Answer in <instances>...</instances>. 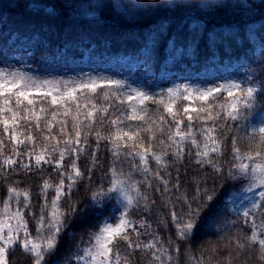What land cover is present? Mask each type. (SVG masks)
Segmentation results:
<instances>
[{
    "label": "trees",
    "instance_id": "obj_1",
    "mask_svg": "<svg viewBox=\"0 0 264 264\" xmlns=\"http://www.w3.org/2000/svg\"><path fill=\"white\" fill-rule=\"evenodd\" d=\"M148 2L149 0H0V53H9L21 40L28 39L34 43L32 48L24 52L26 74L45 76L60 72L66 77V86L74 88L89 81L84 80L87 68L109 73L111 70L107 67L96 66L103 59L106 66L111 65V68L121 71L126 84L137 86L139 91L155 97L158 102L163 99V103L145 101L143 105L138 100L120 103L117 96L123 99L128 94H133L129 87H105L98 89L95 94L87 90L82 95L78 94L77 100L71 102L67 117L63 115V108L54 109L49 100L47 103H37L27 113V122L20 119L21 127L18 131L23 133L20 138L28 135L25 125H30L32 133L37 137L36 151L39 152L46 144L50 149L51 144L55 143L54 140H44V136L49 134L47 129L50 121L57 125V130L65 122L71 128L73 116H77V103L82 106L79 114L81 120L86 111L92 110V104L97 109L108 108L107 113H96V120L92 125L93 135L89 136L88 147L78 161L84 175L78 178L71 194L61 200L64 210L75 206L78 209L87 208V211L78 212L75 218L70 217L66 221L68 227L61 236L55 256L49 257L48 264H84L78 257L92 246L94 235L105 225L115 226L119 222L125 211V203L117 193L107 191L111 186L110 168L115 167L121 180H126L129 174L133 180L143 178L142 173L135 172L131 167L133 162L138 163V158L121 154L117 159L106 141H102L97 149L95 132L104 136L114 133L110 120L121 112L131 114L135 107L139 115L145 116V120H126L125 124L130 125L134 131L151 126L152 132L142 131L141 135L145 146L149 137H152L153 151L160 153L165 146L159 140H166L167 126L163 125L165 131L161 133L157 125L161 123V116H168L164 111L166 105L171 104L174 113L178 114L177 119H183L186 125L187 120L183 116L185 106L206 108L209 103H225L224 95L207 102L195 98L186 101L183 95L170 99L168 90L171 88L165 81L172 76L174 67H177V71L191 69L199 79L216 74L223 77L232 73L234 82L241 83L244 87L264 89V0H167L165 6L158 7L140 4ZM12 36H16L15 45L10 44ZM107 53L110 56L105 58ZM92 57L98 58L95 68L90 64ZM131 59L134 60L132 65ZM182 64L184 67L179 68ZM112 77L111 80H116V76ZM96 80L99 83L109 79L101 77ZM113 92L117 96H113ZM105 95L108 99H105ZM14 100L13 97V102ZM25 105L20 108L21 117L25 115ZM262 106L264 95L258 92L256 107L246 112L245 118L240 121H228L227 124L232 125L231 130L227 127L223 129L222 135L227 139L221 153L214 154L213 162L218 163L225 174L233 163L231 137L238 138L242 155L257 150L256 143L250 141L246 133L259 126L250 125L249 121ZM13 107L15 108L14 103ZM53 110L57 111L55 119L52 117ZM37 116L40 117L39 121ZM101 117H104L103 122ZM257 120H264V113ZM153 121L156 123L153 124ZM37 123L40 131H36ZM194 123L199 126V122ZM0 138H4L2 125ZM5 142L7 147L4 149V156L12 155L11 143L6 138ZM185 146L186 149L191 147L189 142H185ZM22 147L27 151L31 146ZM260 149L264 150V145H260ZM93 151H96L95 162L91 155ZM191 151L195 152L196 149ZM54 156L58 158V153ZM71 159L69 157L65 161L66 169ZM164 159L167 163L162 167L149 158L150 167L161 171L172 185L178 183L179 189L173 187L166 196H161L154 191L158 182H154L152 189L141 186L149 201L155 200L156 203L149 204L148 209H145V202L141 200L139 206L129 210L127 218L137 228L141 221L151 224L152 235H141L139 241L147 243L153 236L159 237L162 247L168 248V253L162 257L164 264H264V260L259 258L258 246L244 249L236 247L238 239L246 242L245 237L252 228L251 223L242 215L244 211L253 214L257 226L264 223V207H252L253 201L259 202L258 193L264 191V187H260L258 181L252 178L221 181L211 165L196 164L192 155H186L179 161L171 157ZM32 163L31 170L19 165L11 170L0 167V220L4 219L3 202L8 196L7 189L15 187L28 191L31 203L25 209V218L29 231L35 237L36 222L44 203L39 195L43 181L48 179L55 184L58 183L59 176L47 164L36 167L34 160ZM222 183L225 187L221 190ZM253 183L257 186L251 187ZM198 186L208 187L209 190L215 188L220 192L212 219L201 226L194 237L177 240V224L172 221L171 212L182 214L185 208L183 198L195 195ZM94 193H103L97 196L100 201L98 206L92 200ZM54 194V189H50L49 205ZM20 200V204L10 200L9 211L23 207V198ZM132 239L136 240L137 237L133 234ZM170 240L171 245L168 243ZM177 247L179 252L176 251ZM114 251L119 252L120 264H160L152 259L150 251L128 249L123 241L116 242ZM167 255H171L170 261L167 260ZM8 261L9 264H31L30 258L18 247L9 249Z\"/></svg>",
    "mask_w": 264,
    "mask_h": 264
},
{
    "label": "snow or ice",
    "instance_id": "obj_2",
    "mask_svg": "<svg viewBox=\"0 0 264 264\" xmlns=\"http://www.w3.org/2000/svg\"><path fill=\"white\" fill-rule=\"evenodd\" d=\"M167 0H149L148 3H140L145 7L165 6ZM49 81H44L41 84H33L26 80L25 77L12 76L10 79L5 78L3 73H0V125L3 126L4 138H0V167L5 170H11L14 166H21L24 169L31 170L34 165H49L53 172L59 176L58 183H51L48 179L43 181V186L39 195L43 198L44 203L40 209L39 219L36 224V236L33 237L29 231L28 221L26 220L25 209L29 208L31 203V194L28 191H21L15 187L7 189L8 196L4 200V219L0 220V264H9L8 253L10 248L18 247L26 254L31 264H48L49 257L55 256L61 236L64 233L68 224L66 221L78 212L87 211V208L78 209L71 206L70 209L64 210L61 207V200L65 196L71 194L73 186L77 183L78 178L84 173L81 171L78 161L88 147L89 136L93 135V122L96 120V113L103 111L108 112V108L97 109L95 104H92V110L86 111L83 120L79 119L81 105L76 104L77 116H73V124L71 128L67 123H63L57 130V125L51 121L48 126V135L44 136L47 142L55 141L49 149L46 144L36 151L37 137L32 133L30 125H25L28 135L20 138L23 135L18 129L21 127L20 119L28 121L27 113L35 108L37 103H47L50 100L54 109L63 108V115L67 117L70 114L71 102L77 100L78 94H83L85 90L95 94L98 89L108 88H123V84L118 80H106L97 82L90 79L87 82H82L74 88L65 86L63 89L59 84H52ZM258 92L264 95V89H257L253 86L244 87L241 83L233 82L226 85H218L213 88L203 90H193L184 88L181 90H168L170 99L183 95L184 100L195 98L200 101H214L218 96L224 95L225 103L214 105L209 103L207 107H189L183 108V116L187 120L184 124L183 119H177V113H174L171 104L166 105L164 111L168 114L167 118L160 117V125L157 129L163 133L165 131L163 125L167 126V136L165 139H160L159 143L164 145V149L160 153L153 151L151 139L149 137L147 146L141 135L142 131L152 132L151 126L143 130H132L130 125H126V120L144 121L145 116L138 114L135 107L132 108L131 114L120 113L114 119L110 120L111 126L115 132L104 136L99 132L94 133L96 148L102 141H106L110 146L109 150L112 155L119 159L121 154L138 158V163L131 164L132 169L137 173H142L143 178L133 180L131 174L126 180L118 178L115 167L109 169L111 174V186L107 189L108 192L117 193L125 203V211L122 214L119 222L115 225H105L98 233L94 235L92 246L85 251L84 255L78 257L84 264H120L121 257L118 251H114L117 241H123L128 249L148 250L154 261H159L164 264L162 257L168 253V248L161 245L159 237L153 236L147 243L139 241L141 235H152L150 232L151 224L147 221H141L139 227L133 225L129 220V210L137 207L140 201L143 200L144 208L148 209L149 204L154 205L155 200L149 201L148 195L142 192L141 186L144 189H152L154 182H158L154 191L160 193L161 196H166L173 187L179 189V184L172 185L170 180L161 173V171L153 170L150 167L149 158L156 165L165 166V157H171L175 160H183L186 155L195 157V163L203 166L204 164L211 165L213 172L221 181H238L244 178H252L258 181L260 187H264V150L260 149V145H264V120H257V117L264 113V106L256 111L249 121L250 125L258 124V127H253L252 131L246 133L247 138L257 145L256 151H249L241 154V149L238 146L239 140L236 136L231 137V152L233 163L225 174L224 169L218 163H214V154H220L224 145L226 136L222 135L223 129L227 127L231 130L232 125L227 124L228 121H240L246 112L251 111L256 107V99ZM117 96L115 92L112 94ZM13 97L15 98L13 102ZM105 99L108 96L105 95ZM120 103H127L138 100L141 105L145 101L153 103H163V99L159 102L155 97H150L144 92L135 91V94H128L123 99L117 96ZM26 102V105H25ZM91 103V101H89ZM13 103L15 108L13 107ZM25 105L23 111L25 115L20 116V108ZM145 111L144 109H141ZM44 111V109H41ZM195 114V115H193ZM33 115L35 112L33 111ZM57 111H52V117L55 119ZM39 121L40 117H36ZM101 122L104 117H101ZM195 122H199L196 126ZM87 122V123H86ZM153 124L156 122L153 121ZM174 124V127H173ZM123 125V127H121ZM36 131H40L39 123L36 124ZM63 137V139H61ZM5 138L12 145V155L4 156V149L7 147ZM185 142H189L191 147L186 149ZM31 146L25 151L22 146ZM139 149V150H138ZM191 149H196L192 152ZM58 153V158L54 154ZM93 162H95L96 151L91 153ZM71 157V163L65 168V161ZM91 171V169H89ZM120 175H123L122 173ZM253 183L251 187H256ZM225 184H221V190ZM251 187L249 190H251ZM54 189V196L51 198L49 205L48 196L49 190ZM103 193H94L92 200L98 206L100 201L98 195ZM220 192L215 188L209 190L208 187L198 186L195 195L191 198L184 197V211L182 214L171 212V219L177 224L176 239L185 240L194 237L201 226L212 219L213 209L216 207V202ZM259 202L253 201V208L264 207V191H259ZM23 198V207L17 208L15 211H9L10 200H15L17 204L21 203L20 198ZM177 199H180L177 197ZM31 214V213H27ZM243 217L252 225L251 232L245 237L246 242L236 241V247L244 249L245 247L258 246L260 251V259L264 260V223L257 226L255 218L250 211H244ZM140 229L144 231L141 232ZM137 237L132 239V235ZM169 245L172 241H168ZM179 252V247L176 248ZM85 257H88L86 260ZM167 260H171V255L166 256Z\"/></svg>",
    "mask_w": 264,
    "mask_h": 264
},
{
    "label": "rangeland",
    "instance_id": "obj_3",
    "mask_svg": "<svg viewBox=\"0 0 264 264\" xmlns=\"http://www.w3.org/2000/svg\"><path fill=\"white\" fill-rule=\"evenodd\" d=\"M115 34H113L114 36ZM10 44L15 45L16 44V36H12L10 39ZM33 41L31 40H21L17 42V45L14 48H11L9 50V53H0V73H3L5 75V78H11L13 75L16 77L23 76L26 80L31 81L34 85L35 84H41L44 81H49L51 86L52 84H59V86L63 89L66 86V77L64 74H61L58 72L57 74H48L45 76H33L31 73H25L24 71V63H25V57L24 52L26 50H29L33 46ZM110 56L109 53L105 54L104 57L107 58ZM98 60L97 57H92L90 64L95 65L96 61ZM123 61V58L121 59ZM131 65L134 63V60L131 59ZM99 65L101 67H107L111 71L109 73H101L99 71L93 70L91 68H87L86 73L84 76V80L88 79H98L101 77L107 78L111 80L113 77L116 76V80L121 81V83L124 86H128L129 89L133 94H135V91H139V88L135 85H128L124 82V78L121 75V71L117 69L111 68V65H107L103 59H100L98 61ZM96 66L92 67L95 68ZM184 65H179V68H183ZM101 69V68H100ZM89 73V74H88ZM88 74V75H87ZM234 76L231 73L230 75H224L223 77H220L219 75H213L210 78H202L199 79L196 76L193 75V71L191 69H184L182 71H177V67H174V71L172 76L170 78L168 77L165 81V84L168 85L172 90H182L184 88H191L193 90H203L207 88H213L218 85H226L228 83L234 82ZM242 210H245L244 207H242ZM87 260L88 257H85ZM84 263V262H83Z\"/></svg>",
    "mask_w": 264,
    "mask_h": 264
}]
</instances>
